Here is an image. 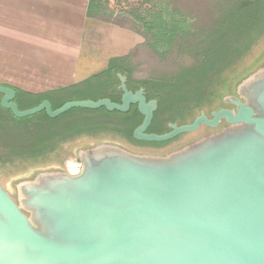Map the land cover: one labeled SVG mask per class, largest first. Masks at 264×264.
<instances>
[{"label":"water","instance_id":"obj_1","mask_svg":"<svg viewBox=\"0 0 264 264\" xmlns=\"http://www.w3.org/2000/svg\"><path fill=\"white\" fill-rule=\"evenodd\" d=\"M117 79L119 103L56 110L44 100L22 111L0 87V107L15 118L130 106L143 117L128 140L74 147L75 169L34 167L8 188L0 182V264H264V46L212 97L219 105L191 109L160 135L147 132L157 101ZM184 134L168 149L138 146Z\"/></svg>","mask_w":264,"mask_h":264},{"label":"trees","instance_id":"obj_2","mask_svg":"<svg viewBox=\"0 0 264 264\" xmlns=\"http://www.w3.org/2000/svg\"><path fill=\"white\" fill-rule=\"evenodd\" d=\"M109 1L90 0L89 18L144 38L126 61L115 65L119 68L113 75L126 76L135 89L143 87L147 99L157 101L158 112L177 113L211 102L264 46V0H141L125 21L104 17ZM143 48L168 66L166 74L132 78L133 60ZM0 145L14 156L31 154L20 149L23 144Z\"/></svg>","mask_w":264,"mask_h":264},{"label":"crops","instance_id":"obj_3","mask_svg":"<svg viewBox=\"0 0 264 264\" xmlns=\"http://www.w3.org/2000/svg\"><path fill=\"white\" fill-rule=\"evenodd\" d=\"M89 4L0 0V87L13 89L24 110L44 100L60 108L64 96L117 70L143 45L141 35L89 18Z\"/></svg>","mask_w":264,"mask_h":264},{"label":"rangeland","instance_id":"obj_4","mask_svg":"<svg viewBox=\"0 0 264 264\" xmlns=\"http://www.w3.org/2000/svg\"><path fill=\"white\" fill-rule=\"evenodd\" d=\"M140 1L110 0L109 4L105 5L104 17L116 21H125L128 19L129 12L133 9H139ZM133 63L132 78L138 80H146L149 77L157 78L168 71V66L162 64L151 51L145 48L137 52ZM224 93H228V91ZM118 97L117 74L114 76L111 72L73 90L67 96H64V99L66 100L65 103L96 102L111 98L117 100ZM14 101L19 104L20 110L25 107L18 103V98ZM211 101H204V106L220 104L219 98H212ZM33 103L31 102L28 105ZM176 112L170 109L156 112L155 121L147 132L156 135L166 133L169 123L181 124L189 121L192 115L196 114V111L190 109ZM137 116L138 119L136 115L130 113L124 115L110 113L103 108L96 110L72 108L56 118L49 117L45 112L24 118H15L10 113L2 110L0 111V144L5 145V142L23 144L20 149L28 150L32 157L17 160L12 153L6 151L0 145V182L8 188L17 175L26 173L31 168L56 165L64 167L65 162L67 165H76L78 163L76 159L71 158L73 156L72 150L74 147L83 144L113 139L114 137L128 140L141 120V117ZM114 122L116 124L121 122L122 129L112 126V124H115ZM185 138H187L186 134L165 142L138 143V146L146 149L164 150Z\"/></svg>","mask_w":264,"mask_h":264},{"label":"flooded vegetation","instance_id":"obj_5","mask_svg":"<svg viewBox=\"0 0 264 264\" xmlns=\"http://www.w3.org/2000/svg\"><path fill=\"white\" fill-rule=\"evenodd\" d=\"M134 79V78H133ZM135 80H138V79H135ZM119 85V84H118ZM127 87L131 90V91H136V90H138V89H135L134 88V86H133V84H132V82H131V80L129 79V78H127ZM120 97H121V93L119 92V97H118V99L117 100H114V99H110L112 102H115V103H119L120 102ZM145 98H146V101H149V99H147V95H146V92H145ZM158 105V104H157ZM158 109H159V107L157 108V110H156V112H158ZM156 112H154V115H153V119H152V122H151V125L154 123V121H155V114H156ZM111 113V112H110ZM114 113H117V112H114ZM132 114V115H136V118L138 117L137 115H139L141 118V120H140V122H139V125L142 123V121H143V117L138 113V111H137V108H136V106H130V108H129V111L127 112V113H125V114ZM118 114H121V113H118ZM121 115H124V114H121ZM138 119V118H137ZM137 119H136V121H137ZM115 123V122H114ZM117 124H119V125H117ZM115 123V124H112V126H114L115 128L116 127H118V128H120V129H122V123L121 122H119V123ZM120 124H121V126H120ZM138 125V126H139ZM150 125V126H151ZM130 138H132V135L130 136Z\"/></svg>","mask_w":264,"mask_h":264},{"label":"bare ground","instance_id":"obj_6","mask_svg":"<svg viewBox=\"0 0 264 264\" xmlns=\"http://www.w3.org/2000/svg\"><path fill=\"white\" fill-rule=\"evenodd\" d=\"M71 169H75V166L74 165H70L69 166Z\"/></svg>","mask_w":264,"mask_h":264}]
</instances>
